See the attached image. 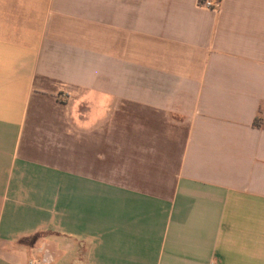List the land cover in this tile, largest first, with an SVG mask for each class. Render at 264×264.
Returning <instances> with one entry per match:
<instances>
[{
    "label": "crops",
    "instance_id": "0c3cea01",
    "mask_svg": "<svg viewBox=\"0 0 264 264\" xmlns=\"http://www.w3.org/2000/svg\"><path fill=\"white\" fill-rule=\"evenodd\" d=\"M200 1L0 0V264H264V0Z\"/></svg>",
    "mask_w": 264,
    "mask_h": 264
},
{
    "label": "built area",
    "instance_id": "2783aa9c",
    "mask_svg": "<svg viewBox=\"0 0 264 264\" xmlns=\"http://www.w3.org/2000/svg\"><path fill=\"white\" fill-rule=\"evenodd\" d=\"M222 0H201L199 6L205 9L219 11L221 9ZM29 264H45L44 260L32 258Z\"/></svg>",
    "mask_w": 264,
    "mask_h": 264
},
{
    "label": "trees",
    "instance_id": "16d2710c",
    "mask_svg": "<svg viewBox=\"0 0 264 264\" xmlns=\"http://www.w3.org/2000/svg\"><path fill=\"white\" fill-rule=\"evenodd\" d=\"M259 121L262 122V119L261 118H257L256 119V123L258 124Z\"/></svg>",
    "mask_w": 264,
    "mask_h": 264
}]
</instances>
